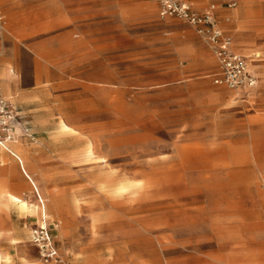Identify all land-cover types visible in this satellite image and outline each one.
I'll return each mask as SVG.
<instances>
[{
  "label": "rangeland",
  "instance_id": "1",
  "mask_svg": "<svg viewBox=\"0 0 264 264\" xmlns=\"http://www.w3.org/2000/svg\"><path fill=\"white\" fill-rule=\"evenodd\" d=\"M188 1L214 4L259 78L255 90L214 85L208 45L183 20L159 17L151 0H0V54L20 48L24 87L31 46L43 53L35 86L54 106H26L33 139L14 144L29 155L62 257L41 260L32 240L40 217L4 198L0 264H264V0ZM42 7L65 19L37 27ZM61 115L96 157L58 133ZM6 156L0 164L13 161ZM4 173L1 192L40 204L27 179Z\"/></svg>",
  "mask_w": 264,
  "mask_h": 264
},
{
  "label": "built area",
  "instance_id": "2",
  "mask_svg": "<svg viewBox=\"0 0 264 264\" xmlns=\"http://www.w3.org/2000/svg\"><path fill=\"white\" fill-rule=\"evenodd\" d=\"M158 7L160 17H175L193 27L199 37L208 45L216 60V71L212 75L214 84L233 91L250 93L257 88L259 78L250 66L248 58L237 53L232 37L224 32L215 20V6L210 4L204 11L194 9L185 0H152ZM234 3H229L233 7ZM3 17L0 15V25ZM30 136L22 126L17 111L0 91V148L18 137L17 130ZM39 256L44 263H59L61 257L54 244L51 231L46 224H39L32 234Z\"/></svg>",
  "mask_w": 264,
  "mask_h": 264
},
{
  "label": "crops",
  "instance_id": "3",
  "mask_svg": "<svg viewBox=\"0 0 264 264\" xmlns=\"http://www.w3.org/2000/svg\"><path fill=\"white\" fill-rule=\"evenodd\" d=\"M185 1L188 2L194 9H196L197 11H200V12L204 11L211 4V3H209L205 8H202V9L200 8L199 9V8H195L194 3H192V2H190L188 0H185ZM152 2H154V1H152ZM16 13L19 15V21H20L26 15L27 10L24 7H20L16 11ZM157 13H158V7H157ZM40 14L44 15L46 19H43L41 22L37 23L36 24L37 27L38 26H42V25H49L50 28H52L53 25H57V24L61 23V21H63L65 19L64 16H62V15L56 16V17H54V16L50 17L51 13L47 12V9L44 8V7L41 8ZM158 16H159V14H158ZM23 24L24 23H19V25L17 27L18 31H22L24 29V25ZM3 28L4 27L1 25L0 29H3ZM233 47H234V50H235L234 41H233ZM31 48H32V51L34 53L32 55V64H33V67H34V73H32V77H31L32 85L30 87H24L22 85V81L24 79L23 73H21V76L20 75L18 76V74L16 73V70H19L20 72H22V70H23L20 62L18 61V57L20 55V48L16 47V45L13 43L12 45H10L8 47L7 50H5L3 52V54L2 53L0 54V90L2 91L3 96L9 102V104L17 111V113L19 115V118L21 117L20 120H21L22 126L27 128L28 129V133L30 134V136L23 135L22 131L20 129H18L17 130L18 137L15 140H12V141L8 142L5 145L4 148H0V157L1 156H5V158H7L6 154L10 155L11 157L14 156L13 153L10 151V149H12L14 147V149H20L22 151V153L24 154L26 160H27V156L29 158V155H28L27 151H26V154H27L26 155L24 150L21 147H19V146L14 144L16 141L19 140V138L20 139L21 138L33 139V133H32V130H31L29 122L28 121L26 122V121L22 120L24 117L31 116V114L28 113L29 110H27L25 108H26V106H54V105H52L50 103L51 93L48 91V89H46L44 92H40L41 90H39L37 88V86H35V83L40 79L39 74L37 73V71L41 70L44 67L43 64H42L43 62L38 58V55H41L43 53L41 51H39V49L37 48V45H35L33 47L31 46ZM31 48H30V50H31ZM24 53L25 52H23V54ZM237 53H239V52H237ZM239 54H241V55L245 56L246 58H248L246 55H244L242 53H239ZM214 60H215V58H214ZM214 85H216V84H214ZM216 86H219V85H216ZM224 88H226V87H224ZM226 89H228V88H226ZM61 124H66V125H68L70 127H75V126L71 125L69 123V121L63 115H61L59 117V120L57 121V124H56L55 128L57 129V127H59ZM56 135H58V134H52V136H51L52 139H55ZM24 149L27 150V148H25V147H24ZM72 154H75V153L72 152L71 155ZM7 159H9V158H7ZM12 162L9 160L7 164L12 163ZM13 163H15V162H13ZM25 165L26 166L29 165L27 163V161L25 162ZM31 165H32V163H31ZM16 166H17V164H16ZM29 167H30L29 172L32 175L31 166L29 165ZM32 167H33V165H32ZM0 168H1V166H0ZM17 170L19 172L20 177L23 178V181H24V179H26V178L21 173V171L24 173V170L22 169V166H21L20 162H19V164L17 166ZM26 177L30 181V179L28 178L27 175H26ZM1 181L3 183H7L9 185V178H7V175L3 171H1V169H0V182ZM24 185H25V181H24ZM34 190L36 191V193L38 194V197H39L40 195L37 192V190L35 188H34ZM53 195H60V194L59 193H51V194H49L50 200H51V196H53ZM39 199H40L39 202L43 204V200L41 199V197H39ZM43 221L46 224V218L43 219ZM40 222H41V218H40L39 223ZM54 244H55V242H54ZM55 246H56V244H55ZM57 249H58V247H57ZM58 252L60 254L59 249H58ZM60 257H61V254H60ZM61 260H62V257H61Z\"/></svg>",
  "mask_w": 264,
  "mask_h": 264
},
{
  "label": "bare ground",
  "instance_id": "4",
  "mask_svg": "<svg viewBox=\"0 0 264 264\" xmlns=\"http://www.w3.org/2000/svg\"><path fill=\"white\" fill-rule=\"evenodd\" d=\"M247 49V48H246ZM59 134H69L71 136V140L76 145L83 144V151H84V159H91L96 157V151L94 150V145L91 142V140L88 137L83 136V132H81L80 126L70 127L66 124H61L59 127H57ZM10 151L13 153L14 156H12V159L15 163H9V164H1V171L8 172L12 177L14 178H20L19 172L17 170V166L19 162L21 163L22 169L24 170V173L28 176L30 181L27 179L26 175L21 171L23 176L30 182L33 189L35 188L37 192L39 193L38 185L34 181L31 173L29 172L30 167L29 165L26 166V158L24 154L20 151V149H10ZM98 160V159H97ZM92 161V160H91ZM90 162V161H89ZM17 164V166H16ZM20 166V165H19ZM35 172V171H34ZM6 199L9 205L16 206L19 212H28L31 214L38 215L41 218L40 224H45L43 219L46 218L47 212L45 210L44 204L40 203L38 205H30L23 201H19V199L15 196H13L9 192H1L0 191V200ZM42 201V200H41ZM54 202L57 206L58 211H62L65 208L66 205V199L63 197V195H54Z\"/></svg>",
  "mask_w": 264,
  "mask_h": 264
}]
</instances>
